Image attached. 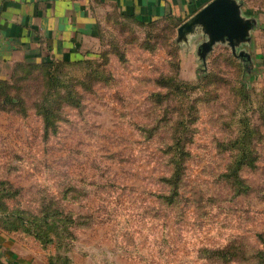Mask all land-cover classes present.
I'll use <instances>...</instances> for the list:
<instances>
[{"label":"rangeland","instance_id":"obj_1","mask_svg":"<svg viewBox=\"0 0 264 264\" xmlns=\"http://www.w3.org/2000/svg\"><path fill=\"white\" fill-rule=\"evenodd\" d=\"M243 2L264 24V0ZM103 22L101 57L60 69L55 94L73 100L53 101V126L41 67L0 91L1 202L22 210V231H1L19 264H264V25L247 59L178 42L175 21Z\"/></svg>","mask_w":264,"mask_h":264},{"label":"crops","instance_id":"obj_2","mask_svg":"<svg viewBox=\"0 0 264 264\" xmlns=\"http://www.w3.org/2000/svg\"><path fill=\"white\" fill-rule=\"evenodd\" d=\"M212 0H0V80L18 65L76 61L94 57L102 49L104 17L114 12L140 21L172 18L178 25L189 20ZM241 10L264 24L257 14ZM238 53V52H237ZM244 57H246L244 55ZM0 230V264H19L16 246Z\"/></svg>","mask_w":264,"mask_h":264},{"label":"water","instance_id":"obj_3","mask_svg":"<svg viewBox=\"0 0 264 264\" xmlns=\"http://www.w3.org/2000/svg\"><path fill=\"white\" fill-rule=\"evenodd\" d=\"M255 20L245 17L237 0H212L177 28V41L199 39L201 51L209 52L216 44L229 47L234 55L248 54L238 47L249 43ZM238 52V53H237Z\"/></svg>","mask_w":264,"mask_h":264},{"label":"trees","instance_id":"obj_4","mask_svg":"<svg viewBox=\"0 0 264 264\" xmlns=\"http://www.w3.org/2000/svg\"><path fill=\"white\" fill-rule=\"evenodd\" d=\"M122 18L125 19H130L134 22H137L141 25H146V24H152L155 21H160V20H167V21H174L172 18L170 17H165L164 19H157V20H149V21H140L137 19H134L131 16H121ZM176 25V24H175ZM104 51H101L100 53H97L95 56L99 57L100 55H102ZM94 56V57H95ZM101 57V56H100ZM264 60V57H263ZM95 61V59H79L76 61H69V60H63L60 62H54V61H49V62H42V63H38V64H22V65H18L15 68L18 67H41L43 70V75H44V82L43 84L46 85L45 89L42 90L39 94L37 93V95L34 96V99L38 101V103L36 104V107L38 110H36V112H38V114L40 116H42L43 118V123H44V127L47 130L49 127L54 125V118L56 116H58V111L55 110V104H53V101L55 100H62L64 102H66V104L71 105L72 100H73V96L72 93L70 92L71 90L68 89V92L66 93V95H56L55 93H57V91L55 90L56 87H58L60 84H65L66 80L63 78V76H61L63 73L60 69H62L65 66L68 65H80V64H89V66H91ZM43 67H46V69L44 70ZM243 71H246L243 69ZM27 77L31 75L32 72L29 71H25ZM37 76V75H36ZM60 76L62 78H60ZM8 82L4 79V80H0V91H2L3 93H5L4 91H7L8 89L12 88L9 84H7ZM2 102L5 104H10V105H24V99L23 97L18 93L15 95H7L5 97V99H2ZM20 112H24L25 110H21ZM4 195H6V183L3 181H0V230H5V231H18L21 230L22 227V221L21 220H17L16 216L18 215L21 219H22V210H19L17 212L14 213L15 215V219L17 222H14L11 220L12 213H7V207L6 204L2 201L1 202V197H3ZM9 217V218H8ZM18 224V226H17ZM22 231V230H21ZM34 237L38 240H41L40 235H35ZM44 244V243H43ZM64 258H60L59 260L56 261H62ZM67 260L64 259V263H66ZM51 264H57L56 262L52 261Z\"/></svg>","mask_w":264,"mask_h":264},{"label":"flooded vegetation","instance_id":"obj_5","mask_svg":"<svg viewBox=\"0 0 264 264\" xmlns=\"http://www.w3.org/2000/svg\"><path fill=\"white\" fill-rule=\"evenodd\" d=\"M243 57V56H242Z\"/></svg>","mask_w":264,"mask_h":264}]
</instances>
